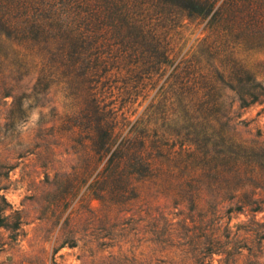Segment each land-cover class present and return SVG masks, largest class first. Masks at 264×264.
Here are the masks:
<instances>
[{
  "label": "trees",
  "instance_id": "trees-1",
  "mask_svg": "<svg viewBox=\"0 0 264 264\" xmlns=\"http://www.w3.org/2000/svg\"><path fill=\"white\" fill-rule=\"evenodd\" d=\"M193 21L208 36L177 63L173 32ZM0 48L10 71L35 76L33 93L57 86L81 104L65 125L84 148L91 199L125 207L150 183L192 209L205 196L261 211L245 195L264 180V147L238 137L224 91L241 108L264 97L238 57L264 52V0H0Z\"/></svg>",
  "mask_w": 264,
  "mask_h": 264
},
{
  "label": "rangeland",
  "instance_id": "rangeland-1",
  "mask_svg": "<svg viewBox=\"0 0 264 264\" xmlns=\"http://www.w3.org/2000/svg\"><path fill=\"white\" fill-rule=\"evenodd\" d=\"M205 24L173 32L177 63L201 50ZM8 54L0 48V264H264L263 179L245 195L263 201L259 212L255 205L236 210L239 199L218 205L205 196L192 209L150 183L125 207L91 199L84 148L65 125L81 104L57 86L33 93L35 76L10 71ZM238 57L264 85V52ZM224 93L238 137L264 147V97L241 108L233 92Z\"/></svg>",
  "mask_w": 264,
  "mask_h": 264
}]
</instances>
